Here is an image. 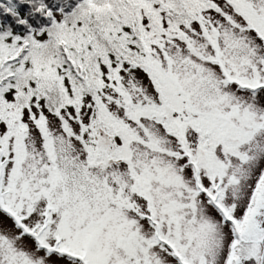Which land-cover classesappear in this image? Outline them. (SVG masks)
<instances>
[{"label":"snow or ice","instance_id":"snow-or-ice-1","mask_svg":"<svg viewBox=\"0 0 264 264\" xmlns=\"http://www.w3.org/2000/svg\"><path fill=\"white\" fill-rule=\"evenodd\" d=\"M0 264H264V0H0Z\"/></svg>","mask_w":264,"mask_h":264}]
</instances>
